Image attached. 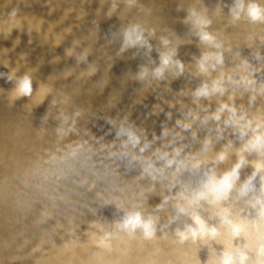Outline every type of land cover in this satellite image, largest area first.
I'll return each mask as SVG.
<instances>
[{
	"label": "water",
	"instance_id": "obj_1",
	"mask_svg": "<svg viewBox=\"0 0 264 264\" xmlns=\"http://www.w3.org/2000/svg\"><path fill=\"white\" fill-rule=\"evenodd\" d=\"M250 5L264 16V0H0V264H210L229 243L243 246V235L232 239L215 218L218 209L203 203L189 212L220 235L181 243L176 233L191 220L176 211L186 204L179 194L200 177L173 178L168 169L155 181L141 178V162L129 164L120 155L123 137L116 132L131 129L142 143L151 142L144 157L156 147L183 146L182 156L194 155L217 175L230 170L256 123L264 122V19L253 22ZM133 28L146 45H124V33ZM201 30L220 47L201 43ZM167 53L173 63L157 79L153 70ZM205 54H220L223 62L209 61L214 70L202 74ZM141 71L147 72L143 80ZM25 76L32 85L28 97L17 93ZM242 76L254 83L241 82ZM221 77L223 96L193 95ZM220 102L236 107L240 124L252 121L243 138L224 125L227 112L219 122H200ZM177 119L192 128L183 130ZM222 150L225 161L213 165ZM243 155L241 182L264 162L256 152ZM253 183L258 189L259 178ZM247 200L234 191L222 206L245 223L254 249L252 222L259 231L264 226ZM132 210L156 221L153 238L117 229Z\"/></svg>",
	"mask_w": 264,
	"mask_h": 264
},
{
	"label": "clouds",
	"instance_id": "obj_2",
	"mask_svg": "<svg viewBox=\"0 0 264 264\" xmlns=\"http://www.w3.org/2000/svg\"><path fill=\"white\" fill-rule=\"evenodd\" d=\"M241 5H237V11L235 17H239V11ZM15 15V13H13ZM195 15V13H193ZM248 16L253 21H260L264 19L261 14V10L256 5H250L248 8ZM195 23L201 28L207 26V22L203 20H196ZM134 35V38H133ZM199 41L203 44L219 48V44H216L214 37L206 31L199 32ZM167 45L168 41L162 42ZM137 44L146 45L143 39L142 33H139L137 29L133 28L130 32L124 33V45L135 46ZM124 48H121L123 51ZM172 53L161 54L160 64L153 70V75L157 79H161L164 76L165 69L173 63ZM214 60L215 65L222 64V57L220 54L212 55L205 54L202 56L198 65L199 71L202 74L209 72V67L213 70L215 65H209L208 62ZM175 67L178 72H183V64L180 61H175ZM147 75L146 71H141L139 78L143 80ZM231 81L232 78L228 77ZM241 82L252 84L254 81L247 79L246 77L240 78ZM226 89L223 85V77L214 80L211 85L204 82L193 93V95L199 99H208L210 96L219 94L223 96ZM17 93L21 96L28 97L32 94L31 80L25 76L19 82ZM227 112L229 115L227 119L223 121L224 125L235 126L238 129L239 136L243 138L246 135V130L252 124V121H246L244 124H240V121L244 119L243 116L237 117V109L235 106H230L228 103L220 102L218 108L206 115L200 120L202 124L208 122L209 119L219 122L222 114ZM170 118V113L166 114ZM199 119L197 116H193V120ZM262 123L257 122L255 128L252 129L253 135L242 146L240 153L237 155L236 162L232 165L230 170H226L217 175L213 167H207L205 162L195 158L194 155L183 152V146L173 147L171 151L162 149V147H156L152 150V156L144 157L146 149L150 147L151 142L142 143L141 137L137 135L131 129H125L121 127L117 132V138L121 139V151L120 155L128 159V163L141 162L140 177H148L151 180H157L158 176H163L168 169L172 170L173 178L188 173L191 175H197L200 179L197 182V186L192 188L189 192L188 189L182 191L179 195L182 200L186 202L185 205L177 204L176 211L180 215H188L191 220L190 225H186L184 231H178L176 235L179 237L181 243L188 240L196 241L198 238L203 240L204 238L215 239L220 235L216 226H209L206 221L197 213L189 212V209L196 207L199 208L201 204H207L209 207L217 208L215 212V218L218 220L219 225L225 228L232 239H239L242 235L245 239V243L242 247L232 248L231 244L227 246L226 250L222 251L218 260H213L210 264H264V231H259L257 228V221L252 222L253 229H257L256 246L253 249L248 242V233L246 232V225L243 221H236L232 218V212L228 207L224 205L230 198L231 194L235 191L239 198H248L247 203L249 207L255 211L258 221L261 226H264V162L258 160L253 165V170L242 182L240 177V171L245 165L244 152H256L259 156L264 157V131H260ZM176 125L180 126L183 130L187 131L192 128V123H182L181 120H176ZM219 130V125H217ZM161 135L166 136L167 130L162 129ZM179 135V133H177ZM192 136L195 138L196 133L192 132ZM153 139H156L154 136ZM171 143V142H169ZM211 144V140L205 136L203 140V147L205 149ZM109 156H115L116 153L110 151ZM227 153L220 151L215 159L211 162L213 165L217 163H223L226 159ZM154 157L155 159L153 160ZM259 178V188L257 189L254 181ZM187 193V194H186ZM258 193V194H257ZM167 202V197H164L162 203ZM157 208L161 207V204L156 205ZM212 217H210L211 219ZM156 221L151 217L145 216L138 210L126 211L119 223H117V229L128 233L134 234L137 230L142 232L145 239H151L155 235ZM252 253L250 256L249 253Z\"/></svg>",
	"mask_w": 264,
	"mask_h": 264
}]
</instances>
